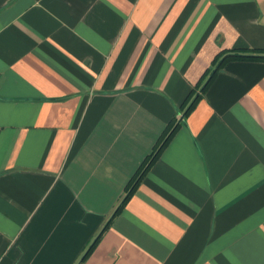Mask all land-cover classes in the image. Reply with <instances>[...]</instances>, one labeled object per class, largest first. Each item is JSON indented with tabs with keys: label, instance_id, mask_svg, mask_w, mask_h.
Returning a JSON list of instances; mask_svg holds the SVG:
<instances>
[{
	"label": "crops",
	"instance_id": "obj_1",
	"mask_svg": "<svg viewBox=\"0 0 264 264\" xmlns=\"http://www.w3.org/2000/svg\"><path fill=\"white\" fill-rule=\"evenodd\" d=\"M229 49L264 51V0H0V264H76ZM81 264H264V60L223 64Z\"/></svg>",
	"mask_w": 264,
	"mask_h": 264
},
{
	"label": "trees",
	"instance_id": "obj_2",
	"mask_svg": "<svg viewBox=\"0 0 264 264\" xmlns=\"http://www.w3.org/2000/svg\"><path fill=\"white\" fill-rule=\"evenodd\" d=\"M249 54H240L236 49H229L225 51L217 52L212 60L210 61L209 66L203 71L200 78L196 82V84L190 89L188 94L183 99L182 103L180 104V116L179 117H172L163 127L160 134L158 135L157 139L155 140L153 146L151 147L150 151L142 158V160L137 165L134 172L126 181L123 187V194L119 199L118 203L110 213L108 219L106 220L103 227L100 229L98 234L90 241L87 248L84 250L82 256L80 257L79 261L76 264H81L92 249L95 247L96 243L100 239L104 229H106L109 224L111 223L113 217L119 213V211L124 207L128 199L134 193L135 189L137 188L139 182L152 165V163L158 158L160 152L164 148V146L168 143V141L173 136L174 132L180 125L182 119H184L190 111L194 108L195 103L200 97V92H202L211 79L214 77L216 72L223 66V64L229 60L234 59H258L264 60V51L262 50H249ZM197 88V91H195Z\"/></svg>",
	"mask_w": 264,
	"mask_h": 264
}]
</instances>
